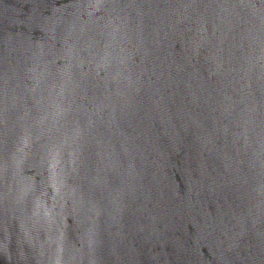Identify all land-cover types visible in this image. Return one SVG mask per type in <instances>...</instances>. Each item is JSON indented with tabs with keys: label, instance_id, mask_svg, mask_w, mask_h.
<instances>
[{
	"label": "water",
	"instance_id": "water-1",
	"mask_svg": "<svg viewBox=\"0 0 264 264\" xmlns=\"http://www.w3.org/2000/svg\"><path fill=\"white\" fill-rule=\"evenodd\" d=\"M0 264H264V0H0Z\"/></svg>",
	"mask_w": 264,
	"mask_h": 264
}]
</instances>
